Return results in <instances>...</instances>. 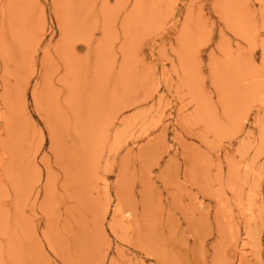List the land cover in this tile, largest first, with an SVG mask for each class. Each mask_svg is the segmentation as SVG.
I'll return each mask as SVG.
<instances>
[{"label": "rangeland", "instance_id": "1", "mask_svg": "<svg viewBox=\"0 0 264 264\" xmlns=\"http://www.w3.org/2000/svg\"><path fill=\"white\" fill-rule=\"evenodd\" d=\"M0 264H264V0H0Z\"/></svg>", "mask_w": 264, "mask_h": 264}]
</instances>
